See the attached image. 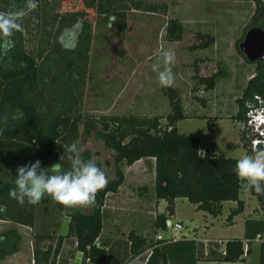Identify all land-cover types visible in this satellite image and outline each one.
Wrapping results in <instances>:
<instances>
[{
  "label": "trees",
  "instance_id": "16d2710c",
  "mask_svg": "<svg viewBox=\"0 0 264 264\" xmlns=\"http://www.w3.org/2000/svg\"><path fill=\"white\" fill-rule=\"evenodd\" d=\"M79 1L83 11L71 12L69 16L61 17L57 13L51 14L50 7L54 4L50 0H36L37 10L27 11L20 21L24 31L15 33L14 47L7 57H0V208L4 209L0 211V221L31 230L35 242L33 264H56L59 253L64 248L72 254L69 264H75L76 253L81 254L80 264H112L100 238L106 196L116 193L123 183L121 164L132 165L140 160L154 159V196L157 201L165 202L164 213L155 217V232L165 229L166 219L174 214L176 199H186L197 211L213 218L221 215L223 202H235L236 207L226 218L230 225L232 218L244 209V202L239 198L242 182L233 172L237 159L218 155L212 150H205L202 154L199 151V138L178 132L177 123L187 116L183 114L176 92L168 90L171 113L167 115L165 125L161 124L159 117L101 116L91 119L75 112L74 109L79 105L78 86L82 84L85 75L91 39L90 26L83 19L85 10L97 6L99 14L118 18L117 26L120 31L125 27V16L120 12L123 0H97L96 5L95 0ZM225 1L252 2L254 12L248 28H260L264 31L263 0ZM25 3L26 0H0V11L9 10L13 5L22 8ZM133 7L138 10L141 5ZM159 7L150 6L145 9L154 12ZM27 17L29 20H34L35 17V21L41 25V34H46L45 43L52 53V73L56 76L53 75L52 81L57 79L62 84L55 101L51 98L53 84L51 87V81L46 82L42 78V68L38 64L39 58H43L45 63L47 56L41 50L34 54L26 49L24 21ZM77 21L80 25L74 33L76 44L62 47L56 39L57 33L64 28L72 29ZM54 26L57 30L51 32L52 29L49 28ZM183 33V26L178 20L168 19L166 40L178 42ZM197 37L205 41L195 46L196 48H205L213 43L212 37L203 34H198ZM238 52L246 62L256 64V72L243 89L241 97L236 100L237 112L231 118L245 124L248 106L257 107L255 97L261 99L264 110V63L248 61L239 47ZM217 75L200 78V81L213 89ZM65 86H69L71 90H65ZM37 91L40 94L32 98ZM73 92H78V96H73ZM49 101L55 103L52 105ZM208 128L211 129L210 124ZM81 137L100 140L104 148L112 152L114 165L113 177L98 192L90 212L62 206L47 195L38 204H19L9 197L18 165L37 159L42 161V165L60 163L59 157L64 151V145L79 142ZM240 140L246 154H251L245 130H241ZM80 156L83 160H90L88 150L80 153ZM62 168L68 170L70 163L63 161ZM251 193L258 200L263 218L245 222L243 240L221 242L224 253L220 251L222 246L217 243H210L205 247L195 239L159 241L130 232V258L150 250L144 264L241 262L245 254L243 241L249 246L257 236L264 233V194H257L254 190ZM63 215L68 218L65 236L58 234ZM20 242L21 236L14 229L0 233V262L18 252Z\"/></svg>",
  "mask_w": 264,
  "mask_h": 264
},
{
  "label": "rangeland",
  "instance_id": "374dc122",
  "mask_svg": "<svg viewBox=\"0 0 264 264\" xmlns=\"http://www.w3.org/2000/svg\"><path fill=\"white\" fill-rule=\"evenodd\" d=\"M50 1L54 4L50 7L51 14L57 13L64 17L71 12L83 11L79 0ZM136 4H140L141 8H132ZM150 6L160 7L154 12H148L145 8ZM120 7V12L125 16L122 31L117 26L116 16L99 14L97 6L85 10L83 19L90 26L91 39L85 75L82 84L78 86L80 95L76 98L79 105L74 109L75 112L91 119L101 116L159 117L161 124L165 125L166 117L171 113L167 95L172 90L178 95L183 114L187 116L177 123L180 134L199 138L202 150H212L218 155L234 159L245 155L246 151L240 140V132L246 130L245 125L231 118L237 112L236 100L241 97L243 89L256 72V64L246 62L238 52L242 38L250 30L248 24L254 12V4L250 1L225 0H123ZM170 18H175L183 26L184 33L178 42H170L165 38ZM35 20L27 17L24 21L26 49L34 54L41 50L47 56L45 63L43 58H39L38 64L42 68V78L46 82L51 81V87L53 84L51 98L55 101L62 84L57 79L52 81V53L45 43L46 34H41V25ZM51 29V32L57 30L56 26L49 28ZM71 30L74 29L64 28L57 33L56 39L62 47L76 44L77 38ZM198 34L212 37L213 43L205 48H196L205 41L199 39ZM162 49H170L176 53L172 66L176 79L171 87L160 86L156 74L151 70V64L159 57ZM48 70L51 71L48 73ZM215 74L218 75L213 89L200 81V78H209ZM66 89L71 90L69 86H65ZM78 92H73V96H78ZM39 94L40 91H37L32 98ZM54 101H49V104L53 105ZM78 148L80 153L86 150L90 152V159L104 171L107 179L113 177L112 152L105 149L100 140L81 137ZM53 164L51 162L42 166L50 167ZM124 166L125 164H121L122 169ZM147 175L144 178L147 183L135 181L140 189L134 190V194L142 192L143 186L150 189L155 172L151 183L148 181L151 175ZM129 187L136 188L137 184L133 186L129 181L123 185L125 190ZM239 198L246 203L245 214L256 213L253 209L259 203L251 191H244L242 188ZM73 209L85 213L91 211V207ZM177 211L186 219L180 235L191 234L185 225H200L199 214L188 201H180ZM223 212L224 217L229 213L226 205ZM67 223L68 218L63 215L59 235ZM133 224H138V221L135 220ZM12 229L21 236L18 252L6 257L0 264H33L35 242L31 230L0 221V233ZM211 234L216 237H237L242 235V230L239 223L228 227L218 221ZM202 237L207 238L208 235ZM77 254L81 258L80 253ZM62 256L60 254L59 258Z\"/></svg>",
  "mask_w": 264,
  "mask_h": 264
},
{
  "label": "clouds",
  "instance_id": "9594fccd",
  "mask_svg": "<svg viewBox=\"0 0 264 264\" xmlns=\"http://www.w3.org/2000/svg\"><path fill=\"white\" fill-rule=\"evenodd\" d=\"M37 7L36 0H26L22 8L13 5L9 10L0 11V57H7L14 47L15 33L24 31L20 21L26 12ZM79 25L77 21L75 27ZM175 60V51L162 49L159 57L151 64V70L156 74L160 86L171 87L175 83L176 77L172 70ZM78 144V141H73L64 145V151L59 157L60 163L50 167L42 166L39 159L18 165L9 197L19 204H38L47 195L54 202L69 208L93 206L98 192L107 186L108 179L93 160L81 158ZM65 160L70 163L68 170L62 168ZM233 172L242 182L244 191L254 190L257 194H264V146L258 144L251 154L238 158ZM3 210L0 208V211Z\"/></svg>",
  "mask_w": 264,
  "mask_h": 264
},
{
  "label": "crops",
  "instance_id": "0c3cea01",
  "mask_svg": "<svg viewBox=\"0 0 264 264\" xmlns=\"http://www.w3.org/2000/svg\"><path fill=\"white\" fill-rule=\"evenodd\" d=\"M199 151H205L200 148V144ZM122 170L124 175L122 185L119 187L116 193L108 194L105 199V205L102 213V230L100 238L103 241V247L108 252L109 261L112 264H144L145 259L150 253V250H146L135 258H130V242L128 241V234L130 232H134L137 235L152 239L159 234L164 237H167L168 234H162V230L156 232L154 231L155 217L158 214L164 213L165 202L162 200L157 201L154 196V180L152 182L151 179L155 172L154 159L140 160L133 163L132 165H125ZM147 174L151 175V177L149 176L148 180L149 183L152 182L150 189H147L146 186H143L141 188L142 192L134 194V190L137 191L138 189H140V185H138V183H147V181H145L144 179L148 176ZM137 180L138 183L135 182ZM129 181L132 182L133 186L137 184V189L134 187H131L130 189L129 187L125 190L123 188V185ZM180 201L187 202L186 199H176L175 211L171 218L174 221L180 222L183 225V222L186 221V219L180 216L177 211V205L178 203H180ZM243 202V211L232 218L230 225L227 224L226 218L229 215L230 211L236 207L235 202H223L221 215H219L217 218H213L212 216L206 213L197 211L195 206L191 204L194 207V211L199 214L197 216L199 220L198 224L200 225L197 226L195 224L193 227L185 225L187 231L192 233L182 234L180 235V239H195L197 242L203 243L205 247L208 245V243H211L213 241L226 242L231 239L243 240L245 222L247 220H261L263 218L261 216L262 213L260 211L259 205L253 209L256 213L245 214L246 203L245 201ZM225 205L229 210V213L226 217H224L223 215ZM135 220L136 222L138 221V224H133ZM218 221L221 222L223 225H227L228 227H232L239 223L242 230V235L237 237H216L212 235L211 231L218 224ZM63 229L60 233L62 236H65L67 231V225ZM202 235H208V237H202ZM243 243L245 254L243 255V260L241 262L225 263L201 261L197 264H264V241H253L251 244H249V246H246L244 241ZM60 254H62L63 256L60 258V262L58 260L56 264H69V261H72V254L71 252H67L66 248L61 250L59 256ZM78 256L79 255L76 253L74 258L75 264H80L81 262V258H78Z\"/></svg>",
  "mask_w": 264,
  "mask_h": 264
},
{
  "label": "built area",
  "instance_id": "2783aa9c",
  "mask_svg": "<svg viewBox=\"0 0 264 264\" xmlns=\"http://www.w3.org/2000/svg\"><path fill=\"white\" fill-rule=\"evenodd\" d=\"M255 100L258 102L257 107L248 106V112L246 114L247 121L244 124L246 128V138L248 140L249 148L253 151L254 148L259 144L264 146V110L262 109L261 99L255 97ZM183 230V225L180 222L174 221L171 217L167 218L165 221V229L162 230V234H168L167 237L162 236L161 234L155 237L159 241H175L181 238L180 232ZM256 242L264 241V233L261 236H257L255 239ZM221 245V252L224 253V245L220 241L218 242Z\"/></svg>",
  "mask_w": 264,
  "mask_h": 264
},
{
  "label": "water",
  "instance_id": "95a60500",
  "mask_svg": "<svg viewBox=\"0 0 264 264\" xmlns=\"http://www.w3.org/2000/svg\"><path fill=\"white\" fill-rule=\"evenodd\" d=\"M239 50L250 62L264 63V31L260 28H251L247 31Z\"/></svg>",
  "mask_w": 264,
  "mask_h": 264
},
{
  "label": "flooded vegetation",
  "instance_id": "af4514ba",
  "mask_svg": "<svg viewBox=\"0 0 264 264\" xmlns=\"http://www.w3.org/2000/svg\"><path fill=\"white\" fill-rule=\"evenodd\" d=\"M74 28H75V27H73V29H74ZM77 29H78V27H77L76 29H74V31H73V30H71V31H73V33H75ZM73 36H75V34H74Z\"/></svg>",
  "mask_w": 264,
  "mask_h": 264
}]
</instances>
